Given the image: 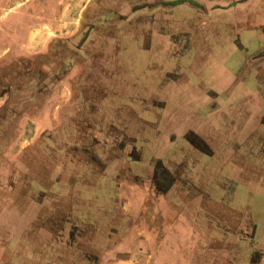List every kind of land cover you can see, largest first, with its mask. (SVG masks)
Wrapping results in <instances>:
<instances>
[{"label": "rangeland", "instance_id": "374dc122", "mask_svg": "<svg viewBox=\"0 0 264 264\" xmlns=\"http://www.w3.org/2000/svg\"><path fill=\"white\" fill-rule=\"evenodd\" d=\"M248 4L0 0V264H264Z\"/></svg>", "mask_w": 264, "mask_h": 264}, {"label": "crops", "instance_id": "0c3cea01", "mask_svg": "<svg viewBox=\"0 0 264 264\" xmlns=\"http://www.w3.org/2000/svg\"><path fill=\"white\" fill-rule=\"evenodd\" d=\"M172 13L174 14L175 12H171V14ZM219 15L221 18H228L230 21H233L231 24L234 25L235 28V31L230 27L227 30L228 32H223L222 37L218 40L222 41L225 38L223 46H264V0H249V4L246 8H241L235 12L234 18L227 17L226 14L222 13ZM177 17L178 15L174 17V19ZM211 17L213 16H209L206 21L211 20ZM217 23L220 24V20ZM196 29L201 30V25H197ZM238 30L244 31L238 32ZM203 39L207 46H212V43L214 41L216 42V40L212 38V35L209 34H205ZM213 45L218 46V43Z\"/></svg>", "mask_w": 264, "mask_h": 264}]
</instances>
